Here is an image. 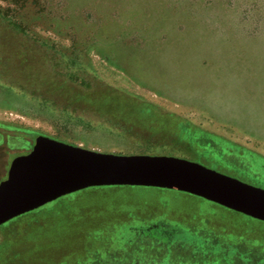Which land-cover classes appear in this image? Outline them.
<instances>
[{"label": "rangeland", "instance_id": "obj_1", "mask_svg": "<svg viewBox=\"0 0 264 264\" xmlns=\"http://www.w3.org/2000/svg\"><path fill=\"white\" fill-rule=\"evenodd\" d=\"M38 136L264 189V0H0V183ZM0 264H264V222L89 188L1 225Z\"/></svg>", "mask_w": 264, "mask_h": 264}, {"label": "water", "instance_id": "obj_2", "mask_svg": "<svg viewBox=\"0 0 264 264\" xmlns=\"http://www.w3.org/2000/svg\"><path fill=\"white\" fill-rule=\"evenodd\" d=\"M98 187L187 193L264 222V189L185 159L114 155L38 136L0 183V226L63 196Z\"/></svg>", "mask_w": 264, "mask_h": 264}, {"label": "trees", "instance_id": "obj_3", "mask_svg": "<svg viewBox=\"0 0 264 264\" xmlns=\"http://www.w3.org/2000/svg\"><path fill=\"white\" fill-rule=\"evenodd\" d=\"M100 188H104V187H100Z\"/></svg>", "mask_w": 264, "mask_h": 264}]
</instances>
